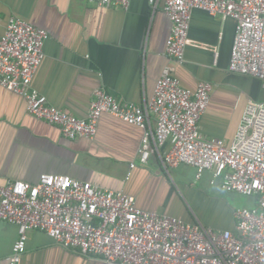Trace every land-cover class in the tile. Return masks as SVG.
<instances>
[{"label":"crops","instance_id":"1","mask_svg":"<svg viewBox=\"0 0 264 264\" xmlns=\"http://www.w3.org/2000/svg\"><path fill=\"white\" fill-rule=\"evenodd\" d=\"M164 1L131 0L128 9L89 0H0V37L12 17L49 33L45 57L33 86L49 102L88 116L97 87L126 102L145 104L162 69L170 65L192 90L210 81L213 92L200 120L205 138L232 143L249 100H264V83L229 68L237 21L194 9L185 58L166 55L172 22ZM155 127V115L150 114ZM143 129L103 113L92 138L69 139L60 128L27 111L23 95L0 86V180L36 182L41 173L68 174L103 188L124 190L142 209L175 215L188 222L235 231V206L222 178L206 171L198 179L192 165L167 169L159 154L139 162ZM131 172L129 178L128 173ZM232 194V193H231ZM233 195V194H232ZM257 198H247L253 207ZM19 238L17 223L0 220V264H9ZM21 264H110L98 256L65 248L52 236L29 230Z\"/></svg>","mask_w":264,"mask_h":264},{"label":"built area","instance_id":"2","mask_svg":"<svg viewBox=\"0 0 264 264\" xmlns=\"http://www.w3.org/2000/svg\"><path fill=\"white\" fill-rule=\"evenodd\" d=\"M89 1L123 9L131 3ZM148 1L152 6L159 2ZM194 9L237 21L229 68L264 83V0H165L164 12L172 22L165 53L179 62L189 44ZM48 38L46 29L21 17H12L0 37V86L23 95L28 113L57 125L69 139L94 137L101 115L110 113L144 131L139 162H132L131 169L159 154L167 169L192 165L198 179L212 171L226 191L256 197L257 204L234 211L233 231L142 209L124 190L68 174L44 172L34 183L0 180V220L19 226L9 264H21L29 230L43 231L65 248L110 264H264V100L248 101L232 143L205 138L200 120L213 84L201 81L194 90L186 88L167 65L145 104L123 101L97 87L88 116L80 118L51 104L32 84Z\"/></svg>","mask_w":264,"mask_h":264},{"label":"rangeland","instance_id":"3","mask_svg":"<svg viewBox=\"0 0 264 264\" xmlns=\"http://www.w3.org/2000/svg\"><path fill=\"white\" fill-rule=\"evenodd\" d=\"M226 194H227L226 196L229 199V201L235 206V209L245 206L246 199L251 198V197L244 196L237 192H229Z\"/></svg>","mask_w":264,"mask_h":264}]
</instances>
